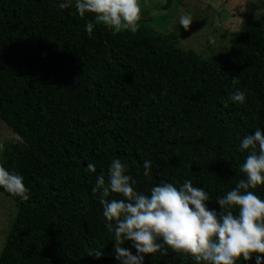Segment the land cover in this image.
Instances as JSON below:
<instances>
[{"label": "trees", "instance_id": "16d2710c", "mask_svg": "<svg viewBox=\"0 0 264 264\" xmlns=\"http://www.w3.org/2000/svg\"><path fill=\"white\" fill-rule=\"evenodd\" d=\"M147 12L135 34L115 33L54 0H0V119L16 135L2 143L0 163L31 190L21 201L0 188L17 206L0 264H119L91 192L113 158L128 163L139 191L192 180L217 210L216 197L245 178L240 142L258 127L264 133V13L218 60L170 43L189 30L160 33ZM86 19L96 24L91 35ZM235 90L256 108L233 104ZM87 163L97 173H86ZM252 191L264 198V185ZM97 248L100 258L90 255ZM145 264L196 262L169 248Z\"/></svg>", "mask_w": 264, "mask_h": 264}, {"label": "clouds", "instance_id": "9594fccd", "mask_svg": "<svg viewBox=\"0 0 264 264\" xmlns=\"http://www.w3.org/2000/svg\"><path fill=\"white\" fill-rule=\"evenodd\" d=\"M54 4L60 10L74 6L81 18L91 13L95 21L115 33L135 34L140 29L141 0H54ZM193 20L190 13L179 16V24L185 30ZM95 27L86 19L84 30L89 35ZM232 83L237 81L233 79ZM228 98L233 104L243 105L246 93L235 90ZM17 139L24 143L22 137ZM3 147L0 143V151ZM239 151H247L240 167L245 178L226 196L216 197L219 210L209 205V192L194 186L192 180L162 181L148 193L139 191L137 181L128 172V163L113 158L107 171L102 169L96 175L91 192L99 193L104 227L112 234L115 260L119 264H145L146 255L166 254L170 248L190 256L196 264H237L238 260L253 259L254 264H264V198L252 191L264 185V133L259 127L254 134L243 137ZM151 166L152 162L145 159L143 175L149 179ZM84 171L95 174L97 168L94 163H87ZM0 188L21 201L31 198L24 177L2 163ZM126 241L131 247L123 246ZM102 249H93L90 255L100 258Z\"/></svg>", "mask_w": 264, "mask_h": 264}, {"label": "rangeland", "instance_id": "374dc122", "mask_svg": "<svg viewBox=\"0 0 264 264\" xmlns=\"http://www.w3.org/2000/svg\"><path fill=\"white\" fill-rule=\"evenodd\" d=\"M141 8L148 11L144 16L146 23L160 33L180 27L179 16L190 13L194 20L188 34L170 43L196 50L203 58L219 60L233 38L264 13V0H141ZM242 106L245 110L256 108L246 103ZM15 140L16 135L0 119V143ZM16 210V203L0 192V250Z\"/></svg>", "mask_w": 264, "mask_h": 264}]
</instances>
